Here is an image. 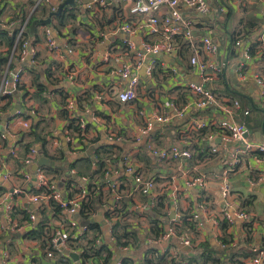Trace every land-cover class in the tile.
I'll use <instances>...</instances> for the list:
<instances>
[{
	"label": "crops",
	"instance_id": "1",
	"mask_svg": "<svg viewBox=\"0 0 264 264\" xmlns=\"http://www.w3.org/2000/svg\"><path fill=\"white\" fill-rule=\"evenodd\" d=\"M64 1L52 0L57 8ZM74 1V7H64L74 13V20L68 19L67 24L57 31L53 27L52 18L50 26L38 24L33 35H29L31 39L28 40V52H35L33 60L29 57L24 62L13 60L10 71L22 69L21 87L25 90L20 88L10 102L11 107L1 114L0 195L20 184L24 171L32 173V166H23L22 159L26 154V146L34 145L38 152L37 161L46 151L48 156L44 157L53 165L58 164L65 172L66 176L59 183L53 178L61 197L66 198L65 186L73 180L82 187L89 183L96 184L105 197L109 191L101 183V174L94 173L98 169L95 157L99 149L101 150L98 152L110 151V146L111 154L104 156L108 158L110 155L111 158L105 160L104 179L105 174L109 173L110 182H118L122 193L128 195L131 181L123 171L122 159L125 155H130L141 175L152 178L155 183L149 196L135 192L128 215L123 218L134 229L140 244L136 242L135 248L128 247L123 252L110 244L113 250L111 263L119 264L123 256H128L135 264L141 263L144 253L153 248L158 251L157 254L147 255L152 262L163 256L165 258L162 261L159 259V264H171L172 261L186 264L188 254L191 251L198 253L199 244L208 242L217 256L223 252L219 255L222 256V264H237L238 258L239 264H248L255 258H260L259 264H264V195L256 191L264 188L256 184L259 178L264 179V155L244 153L238 157L237 165L231 169V155L237 144L225 143L218 137L211 142L217 146L218 152L199 156L202 148L210 152L211 144L205 137H199L201 130L187 129L194 122L204 123L208 128L222 120L228 123H244L249 131L248 139L254 143H264V99L255 81L256 78L264 77V0H207L211 12L204 16L191 9L182 10L184 18L190 22L193 34L209 36L217 46V56L209 58L201 51L198 42L196 43V49H200L198 55L201 61L218 62L221 67V73L205 86L211 89L222 107L231 106L232 101L237 100L240 109H233L228 114L217 107L199 110L190 106L181 118L175 116L176 111L173 109L178 108L176 103L180 102L181 95L175 89L186 88L192 82L202 83L200 76L189 65V57L193 53L190 46H181L176 58L160 55L152 77L146 76L145 61L139 67L133 68L132 73L139 78L138 97L130 103L119 102L116 87L119 78L112 73L114 69L128 63L132 56L123 41L134 43L136 51L142 52L141 42L155 39L150 36L145 38L146 35L142 33L126 37L114 30L116 25L123 22L136 24L150 15H163L165 12L158 10L133 14V0H104L103 7L99 9L95 6L90 10L86 6L93 0ZM42 5L41 0H0V24L5 25V30L11 32H17L25 24L28 28L33 20L47 19L50 11L46 6L48 12L44 16L37 10ZM32 15L36 19L31 20ZM257 23L260 28L256 30L251 24ZM47 32L54 40L55 51L49 52L47 49ZM102 33L105 35L101 36ZM247 33L249 34L246 35ZM35 34L39 39L37 42L34 41ZM233 36L236 41L239 40L246 46H251L256 41L259 43L250 61L244 60L242 47L235 46ZM176 39L184 40L182 37ZM6 50L0 45V53L4 54ZM172 69H176L175 75L171 73ZM33 71L40 74L41 81L47 88L48 92L43 93L48 100L45 104L32 99L35 93ZM70 99L74 101L72 110L67 109ZM192 99L191 94L188 104ZM5 104V101H1L0 107ZM17 105L22 111L15 112L4 122L3 117L14 111ZM61 111H67V119L60 115ZM31 114L35 115L36 123ZM153 115L167 116L169 122L156 123L148 137L142 136L146 121ZM77 117H82L86 126L84 134L79 136L80 139L67 129L68 120ZM23 121L31 124L27 132L20 124ZM34 124L38 125L32 130ZM33 131L35 135L44 138L43 145L35 141L34 135H30ZM110 135L123 137V142H109ZM68 137L72 141H67ZM148 140L157 148L179 146L189 149L192 157L183 161H157L146 149ZM197 147L200 148V153L195 150ZM13 149L15 153L11 154ZM59 152L64 153V158L56 163L50 157H59ZM4 173L9 175L7 181L1 178ZM79 173L82 175L79 176ZM47 175L52 179V175ZM81 177H85L87 181L80 180ZM199 177L205 180L204 188L187 185L190 179ZM224 183L230 187L226 197L221 192ZM159 199L163 202L160 213L167 215L163 219L165 229L171 224L170 221L180 224L183 218L193 225L191 231H184L181 236L189 239L191 247L180 246L176 237L154 244L156 241L146 237L151 228L148 215ZM144 203L147 208L141 211ZM111 205L108 197L106 204L100 208L93 220L98 221L100 217L106 223L104 215L109 212ZM202 205L207 207L206 212L201 209ZM40 207L19 198L12 205L13 213L17 212L13 217L12 211L6 213L4 205L0 204V264H54L52 258L44 256L45 250L40 248L38 242L22 237L33 223L24 222L21 212L38 214ZM224 211L230 215L240 211L250 217L249 221L236 219L227 227V246L220 241L223 236L221 226L225 222ZM78 222L81 223L80 219ZM54 223L57 225V222ZM103 233L107 239L105 224ZM58 250L64 254L61 249ZM259 251L262 252L258 255ZM248 252H251L252 257L242 255ZM229 254L237 258H228Z\"/></svg>",
	"mask_w": 264,
	"mask_h": 264
},
{
	"label": "built area",
	"instance_id": "2",
	"mask_svg": "<svg viewBox=\"0 0 264 264\" xmlns=\"http://www.w3.org/2000/svg\"><path fill=\"white\" fill-rule=\"evenodd\" d=\"M133 7L131 8V13H151L158 10H163L165 14H153L147 17L144 20L136 24H131L127 22L119 23L115 27V31L118 33L124 34L126 37H131L132 35L142 33L145 38L155 37L153 41L143 40L141 42L142 52H137L135 44L129 41H123V44L129 48V51L132 53L130 56V61L124 63L120 67L113 70V74L119 78V82L116 84L118 89L117 98L121 103H130L133 100H136L138 97L137 88L139 84V78L133 74L132 70L135 67H139L143 61H145V73L147 77H152L154 69L158 65V57L160 55H165L171 58H176L179 53L181 46H190L193 50L192 55L189 57L190 67L200 76L201 84L197 82H192L187 84V87L192 94V101L181 108H173L176 112L175 116L181 118L184 114V111L188 107L192 106L199 110L210 109V108H219L224 112L231 114L233 109H240V103L237 100L232 101V105L222 107L218 103L217 97L207 88L205 84L213 82V80L221 73V67L218 62L210 63L208 61H201L199 59L198 50L204 53L205 56L213 58L217 56V46L209 36H195L192 32L190 22L184 18L182 14L183 9H191L199 13L201 16L208 15L211 12V7L207 0H133ZM41 4L46 6L50 12H56L57 7L53 4L52 0H41ZM104 0H93L89 5L86 6V9H93L92 7L101 8L104 6ZM22 26V25H21ZM10 27V25H9ZM1 29H6L5 25L0 24ZM27 24L23 25L17 31V38H22V35L26 32ZM11 33V31H9ZM105 34L102 33L101 36ZM176 37H182L184 40L182 44L176 39ZM200 49H196V43ZM47 49L49 52L55 51L54 40L51 39V35L47 32L46 37ZM22 50L20 53L13 51L10 56V62L13 64V60L24 62L27 57L31 60L35 58V52L29 51L28 41L25 40L22 43ZM236 47H242V55L244 60L250 61L251 54L249 51L250 46L243 45L239 40L235 41ZM189 48V47H188ZM190 49V48H189ZM69 53L71 50L68 51ZM12 59V60H11ZM11 64V66H12ZM11 69V68H10ZM6 69L2 75L0 81V103L3 97L13 96L21 90L22 84V69L16 71H10ZM172 74H176V69L171 70ZM256 84L260 89V95L264 99V77L256 78ZM74 108V101L70 99L67 103V109L72 110ZM247 114V112H245ZM78 121V126L80 130V136L84 134L86 130L85 122L82 117L75 118ZM169 117L153 115L146 121L145 128L142 130V136L148 137L151 130L153 129L156 123H168ZM22 128L27 132L31 128L29 121H23L20 123ZM214 129H217V133H209L206 135V139L210 142H213L215 138H220L221 141L225 143H235L237 147L234 148L232 157V169L237 165L238 157L244 153H258L264 155V143H254L248 139L249 131L244 123H228L225 120H222L218 123L211 124ZM210 126V125H209ZM204 128H208V125L204 123H192L187 127L189 131H200ZM67 141H72L71 137L67 138ZM109 142H123V137L114 135L108 136ZM146 149L149 155L156 159L157 161H168V160H190L192 153L189 149H185L179 146H170L168 148H157L151 144L148 140L146 143ZM217 146L211 144L210 153H217ZM15 153V149L11 150V154ZM38 158V152L35 146L29 147L26 150V154L23 157V166L27 168L36 164ZM1 160V154H0ZM123 171L130 177V193L129 197H132L136 193L141 194L142 196H149L154 189L155 183L152 178H146L141 175V173L135 167L130 155H125L122 159ZM110 170V169H108ZM8 173L2 174V179L4 181L8 180ZM109 173L105 174V180L108 181L107 188L110 191V200L112 205L110 206L109 212L111 215V220L106 221L105 227L107 229L106 235L110 233V226L112 223L118 220V217L115 216V205L121 200L123 193L120 191V186L118 182H110ZM49 178L43 167H38L32 173L24 171V175L21 178V183L13 186L0 195V204L4 205V210L6 213H10L12 210L13 202L19 198L26 199L29 203L34 206H41L46 204L49 199H52L59 204L61 208V217H65L66 223L57 222L58 230L53 233V236L50 240V245L53 249L67 250L68 239H77L80 237L87 229L85 225H81L78 219H75L78 216V206L80 202L83 201L87 195V184L82 187L77 186L79 192L71 199H66L61 197L57 183ZM80 180L87 181L85 177H81ZM78 184V183H77ZM257 185L264 186V179L259 178L256 181ZM188 186H199L205 187L206 183L203 177L192 178L187 184ZM255 185V183H253ZM48 190L47 193H35L41 189ZM229 185L223 184L221 192L223 197H226L229 192ZM147 205L141 206L140 210L145 211ZM202 210L206 212L207 207L202 205ZM38 214L29 213V221L35 222L38 220ZM239 219L241 221H249L250 217L248 214L237 211L233 215L223 212V220L227 221L230 225L233 224L234 220ZM174 220V219H172ZM171 224L167 227L166 233L159 239V241L153 242L158 243L167 238H175L176 233L174 227L178 225L177 222L170 221ZM71 231L73 235L71 236ZM70 237V238H69ZM105 238V237H104ZM178 244L183 247H191V242L189 239L184 237H177ZM96 244H101V240H96ZM127 249V248H123ZM77 255L81 253V250L74 251ZM49 258H52V252L49 251L46 255ZM260 258L252 259L248 264H259Z\"/></svg>",
	"mask_w": 264,
	"mask_h": 264
},
{
	"label": "trees",
	"instance_id": "3",
	"mask_svg": "<svg viewBox=\"0 0 264 264\" xmlns=\"http://www.w3.org/2000/svg\"><path fill=\"white\" fill-rule=\"evenodd\" d=\"M37 10H40L42 15L44 16L48 10L45 8L44 5H42L41 8H38ZM36 19L35 15L31 16V20ZM68 19L74 20L75 15L74 13H70L69 8H64L62 11V14L58 18H54V24L53 27L59 31L62 27H64ZM251 26H254L257 29H259V23L257 24H251ZM247 33L246 35H248ZM17 32L12 31L9 33V31L5 29L0 28V45L4 46L6 48V52L4 54L0 53V81L2 79V75L6 69L11 68L12 62H10V56L13 51L20 53L22 50V43L25 40L31 39L29 35L25 32L22 35V38H17ZM34 41L37 42L39 39L37 38V35L35 34L34 36ZM233 42L236 41V38L233 36ZM179 43L182 44V41L179 40ZM259 43L256 41L251 44L249 51L250 54L253 56L255 53V47ZM182 46H185L183 44ZM12 60V59H11ZM33 74L35 75V79L33 81V86L35 87V93L32 95V99L35 102H39L40 104H45L48 102L45 96H43V93H46V86L44 82L41 81L42 77L40 74L36 73L33 71ZM24 89V87H21V89ZM176 91L180 92V104L176 103V105L181 108L184 105L188 103L189 96L191 95V92L188 88H180L178 87L175 89ZM14 96V94H13ZM13 96H6L2 98V101H5L6 104L0 107V119H1V114L9 109L10 102L13 100ZM78 100V99H77ZM64 110V109H62ZM29 111H33L32 109H29ZM60 115L62 117L68 118L67 111H61ZM29 118V117H27ZM68 126L67 129L68 131L75 133V137L80 139V130L78 126V121L77 119H70L68 120ZM38 124L32 125V130H35ZM218 130L214 128H204L199 132V137H206L210 132L216 133ZM30 135H34L35 141L40 142L42 145L44 144L45 140L44 138L40 137L39 135H35L34 131L30 133ZM198 137V138H199ZM202 141V140H201ZM200 142V141H199ZM34 146V145H33ZM26 150H28L29 146H26ZM110 151L105 150L104 152H98L101 149L97 151L96 159L98 161V169L94 172L95 174H101V183L103 182L105 185H107L108 181L104 179V173L106 171L105 167V160H111L110 155L108 158L104 157L106 154H111V148L109 146ZM198 153H200V148L197 147L195 149ZM209 151V150H208ZM207 150L202 148V152L199 154V156L202 155H208ZM101 153H103L101 155ZM44 156L47 157L46 151L44 152ZM64 158V153L59 152V157L57 158H52L50 159L54 160L56 163H60L61 160ZM58 165V164H57ZM52 165V166H47L43 167V169L49 174L52 175V180H57L61 181V179L66 176L65 172L63 169L59 166ZM73 166V165H72ZM105 169V170H104ZM93 173V174H94ZM92 174V175H93ZM79 176L82 175V173L78 174ZM91 175V176H92ZM87 176V175H84ZM89 177V180L91 178ZM54 178V179H53ZM51 180V181H52ZM54 180V181H55ZM91 181V180H90ZM77 181L73 180L70 181L68 185L65 186V191H67V196L66 199H71L73 198L79 190L77 189ZM73 188V190H72ZM121 188V187H120ZM87 195L83 201L80 202V205L78 206V218L81 221V225H85L87 227L86 231L77 239H68V244L67 248L69 252L74 253V251L81 250V253L78 255V262H73L71 258L68 256H65L62 254L58 249H53V247L50 245V240L53 236V233L58 230L57 225L54 222H62L66 223L65 217H61V208L58 203L53 201L52 199H49L46 204H42L41 207L37 210V213L39 215V218L36 222H30L29 221V211H23L21 212V218L24 222L26 223H33L32 226L28 228V230L23 233L22 237L24 239L28 240H33L39 243L40 248L44 251V256L47 255L49 251L52 252V259L54 260V264H110L113 261V250L111 248L114 245L115 248L121 249V252H123V248H135V245L140 244V239L136 237V233L134 229L130 226L127 225L128 223L123 221V218L128 215V208L129 205L132 203V197H129L128 195L123 194L121 197V200L118 202L117 205H115L114 212L116 213L115 216L118 217V220L112 223L110 226V233L108 235V238H104V233H103V225L101 222L98 220H93V217L97 216L98 212L101 210L100 208L106 204L108 197L110 199V191L108 192V195L104 197L103 192L101 191L100 187L98 188L96 184H88L87 185ZM121 191V190H120ZM5 192V191H4ZM35 193H47L48 190L46 189H41L38 191H34ZM122 192V191H121ZM163 208V202L162 199H159V201L155 204V206L151 209V214L148 215L150 218V224L151 228L149 231H147L146 237H151L153 241H158L165 233V223H164V218H167V215L161 214L160 211ZM12 211V210H11ZM10 211V212H11ZM28 212V213H27ZM14 217L17 212L13 211L11 212ZM111 212L105 213L104 217L107 219V221L111 220ZM181 223L176 225L174 227L175 233H176V238L181 237L184 231H191L193 229V225L190 222H187L186 218L181 219ZM229 224L227 221H225L221 228L223 230V236L220 239L221 244L224 246H227L229 243L228 236L225 234V230ZM71 236L73 235V231H71ZM74 236V235H73ZM101 240V244L97 245L96 240ZM137 242V244H136ZM198 253L196 251H191V253L188 254L187 258V263L186 264H222L221 262V257L219 255H222L223 252H221L218 256L217 253L215 252L214 249H212L209 246L208 242L201 243L198 246ZM158 252V251H157ZM156 250L153 248H149L145 253H144V259L141 263L143 264H159L160 260L162 261L163 256L158 257L159 259H156V261H151V259L147 258V255L149 253H156ZM244 257H252L251 252H248L246 254H242ZM241 255V256H242ZM43 256V255H42ZM235 259L237 258L233 254H229L228 258ZM51 260V259H50ZM237 264L240 263L239 258L237 259ZM50 262H48L49 264ZM137 263V264H141ZM37 264H41L38 262ZM119 264H135V262L128 258V256H123ZM171 264H176L175 261H172Z\"/></svg>",
	"mask_w": 264,
	"mask_h": 264
},
{
	"label": "water",
	"instance_id": "4",
	"mask_svg": "<svg viewBox=\"0 0 264 264\" xmlns=\"http://www.w3.org/2000/svg\"><path fill=\"white\" fill-rule=\"evenodd\" d=\"M107 2H109L110 0H106ZM65 6H70V7H74L75 6V1L74 0H65L63 3H61L59 5V7L57 8V11L56 12H50L47 19H44V20H33L29 27L27 28L26 30V33L28 35H33L35 29H36V26L38 24H42V25H45V26H50L51 25V19L52 18H58L61 16L62 14V11H63V8ZM32 68L36 69L35 66H32ZM17 111H22L21 107L19 105H17L15 107V110L12 111L11 113L7 114L5 117H3V121H7L11 115H14L15 112ZM31 117L33 118L34 122L36 123L37 122V119L35 117V115L31 114ZM48 165H53L52 162H49V160L47 158H45L44 156H41L38 161L36 162V164H34L32 166V172L35 171L36 168L38 167H44V166H48ZM256 191H259L260 193H262L264 195V188H258L256 189ZM75 219H78V216L75 217ZM99 221L101 222L102 225H104L105 223L102 221V219L99 217ZM62 252L68 256L69 258H71L72 260L74 261H77L78 260V255L76 253H72V252H69V251H66V250H62ZM262 252V251H259L257 252V254L259 255V253ZM111 264H115V263H111Z\"/></svg>",
	"mask_w": 264,
	"mask_h": 264
},
{
	"label": "rangeland",
	"instance_id": "5",
	"mask_svg": "<svg viewBox=\"0 0 264 264\" xmlns=\"http://www.w3.org/2000/svg\"><path fill=\"white\" fill-rule=\"evenodd\" d=\"M134 199H135V196H134Z\"/></svg>",
	"mask_w": 264,
	"mask_h": 264
}]
</instances>
